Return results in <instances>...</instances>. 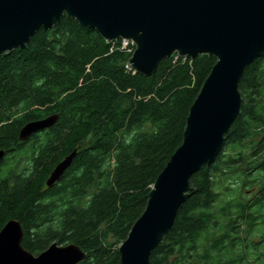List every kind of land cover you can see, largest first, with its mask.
<instances>
[{"label": "trees", "instance_id": "1", "mask_svg": "<svg viewBox=\"0 0 264 264\" xmlns=\"http://www.w3.org/2000/svg\"><path fill=\"white\" fill-rule=\"evenodd\" d=\"M123 41H106L65 15L25 49L0 55V230L18 220L23 246L36 256L57 242L79 246L80 264H121L119 248L181 146L190 108L217 62L175 53L144 77L131 69L135 45ZM238 84L237 121L214 162L191 178L152 264H250L251 251L264 252V54ZM55 114L53 127L19 139L27 123ZM74 150L71 167L48 188ZM237 173L238 190H258L220 206L216 186Z\"/></svg>", "mask_w": 264, "mask_h": 264}, {"label": "water", "instance_id": "2", "mask_svg": "<svg viewBox=\"0 0 264 264\" xmlns=\"http://www.w3.org/2000/svg\"><path fill=\"white\" fill-rule=\"evenodd\" d=\"M104 40H131L130 65L152 76L162 60L178 53L217 62L190 108L183 142L159 174L143 215L120 246L121 264H152L151 256L174 226L191 191V178L210 166L240 114L239 82L245 69L264 54V0H0V55L25 49L40 30L64 16ZM59 116L27 123L21 141L53 127ZM77 151L65 157L46 181L52 187L71 167ZM5 156L0 151V161ZM18 220L0 230V264H80L86 253L76 244L53 243L34 255L23 246Z\"/></svg>", "mask_w": 264, "mask_h": 264}, {"label": "rangeland", "instance_id": "3", "mask_svg": "<svg viewBox=\"0 0 264 264\" xmlns=\"http://www.w3.org/2000/svg\"><path fill=\"white\" fill-rule=\"evenodd\" d=\"M4 160H5V158L2 160V162ZM18 161H19V166L20 165H24V161L25 160L22 159V160H18ZM11 162L12 163H14V162L16 163L17 161L16 160L15 161L12 160ZM237 175H240V174L237 173L235 176H232L231 180H228L225 183L220 181L218 183V186H216L217 190L221 193V198H219V199H222V202H221L220 206H223V201H225V200L228 201L230 199L236 198L239 194H240V196L241 195L244 196V199L246 201H248L249 199L251 200L252 197L249 196V195L255 193L258 190V186L252 187L253 190L250 191V192H247V190L246 191L245 190L244 191L238 190L239 187H240V186H238L240 184L239 183L240 180H238V176ZM227 185H230L231 189H230L229 192L226 193V192H224V189H225V187ZM245 229H246V227L242 228V231L245 230ZM257 235H258V233H257ZM251 241H253V243H260L262 240H260L259 236H256L255 238H252ZM260 252L264 253L263 251H260ZM260 252L259 251H255V249L253 251H251V254L248 256V259H249L248 262H250V264H264V254H262ZM255 254H257V255H255ZM259 255H261V256H259Z\"/></svg>", "mask_w": 264, "mask_h": 264}, {"label": "built area", "instance_id": "4", "mask_svg": "<svg viewBox=\"0 0 264 264\" xmlns=\"http://www.w3.org/2000/svg\"><path fill=\"white\" fill-rule=\"evenodd\" d=\"M130 43H131L132 45H134V43H133L131 40H124V41H123L124 47H127Z\"/></svg>", "mask_w": 264, "mask_h": 264}]
</instances>
